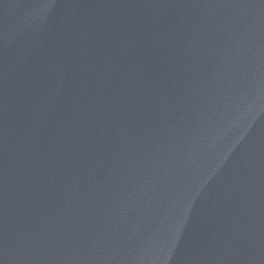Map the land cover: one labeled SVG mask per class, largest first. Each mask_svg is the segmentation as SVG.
Returning <instances> with one entry per match:
<instances>
[{"label":"water","instance_id":"1","mask_svg":"<svg viewBox=\"0 0 264 264\" xmlns=\"http://www.w3.org/2000/svg\"><path fill=\"white\" fill-rule=\"evenodd\" d=\"M0 264H264V0H111Z\"/></svg>","mask_w":264,"mask_h":264}]
</instances>
